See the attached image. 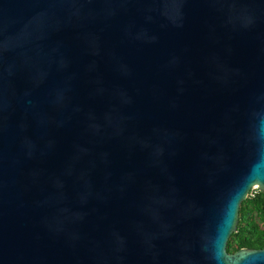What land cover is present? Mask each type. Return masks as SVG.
I'll return each instance as SVG.
<instances>
[{"label":"water","instance_id":"95a60500","mask_svg":"<svg viewBox=\"0 0 264 264\" xmlns=\"http://www.w3.org/2000/svg\"><path fill=\"white\" fill-rule=\"evenodd\" d=\"M264 0H0V264H264Z\"/></svg>","mask_w":264,"mask_h":264},{"label":"trees","instance_id":"16d2710c","mask_svg":"<svg viewBox=\"0 0 264 264\" xmlns=\"http://www.w3.org/2000/svg\"><path fill=\"white\" fill-rule=\"evenodd\" d=\"M264 246V195L256 189L246 194L238 205L234 231L226 240V251L238 248H259Z\"/></svg>","mask_w":264,"mask_h":264},{"label":"rangeland","instance_id":"374dc122","mask_svg":"<svg viewBox=\"0 0 264 264\" xmlns=\"http://www.w3.org/2000/svg\"><path fill=\"white\" fill-rule=\"evenodd\" d=\"M254 188H251L247 194H251V192H253Z\"/></svg>","mask_w":264,"mask_h":264}]
</instances>
